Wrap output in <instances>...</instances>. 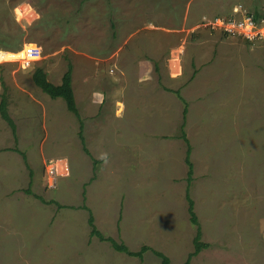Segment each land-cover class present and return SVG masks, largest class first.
I'll list each match as a JSON object with an SVG mask.
<instances>
[{
    "label": "rangeland",
    "instance_id": "rangeland-1",
    "mask_svg": "<svg viewBox=\"0 0 264 264\" xmlns=\"http://www.w3.org/2000/svg\"><path fill=\"white\" fill-rule=\"evenodd\" d=\"M235 6L264 0H0V39L42 50L30 69L0 66L17 135L0 117V264L161 263L90 237L83 205L105 238L183 264L197 227L182 124L208 245L190 264H264V41L208 26ZM68 63L89 155L32 80L41 68L59 85Z\"/></svg>",
    "mask_w": 264,
    "mask_h": 264
},
{
    "label": "trees",
    "instance_id": "trees-1",
    "mask_svg": "<svg viewBox=\"0 0 264 264\" xmlns=\"http://www.w3.org/2000/svg\"><path fill=\"white\" fill-rule=\"evenodd\" d=\"M83 3H84V1L79 2V4H78L79 8H80L81 4H83ZM255 11H257V10H255ZM114 26L115 25L112 24V22H111V29ZM13 46H14V44L11 45L10 42H7V39H0V49L11 50V51H17L19 49V48L18 49L15 48ZM32 80H33V83L35 84V86L38 87L43 93H45L51 99H58V98L62 99L65 103L67 110L70 113H72L79 120V128H80L79 129V140H80V143H81V146L83 149L82 151H84L85 154L89 155V151H87V149L85 147V141H84V137L82 135V130H83V124L82 123L83 122L80 118V114H79L77 106H76L75 96H74V92H73V88H72V64L68 63L67 70L64 73V75L62 76L61 83L59 85H54L51 82H49L47 80L46 73L41 68L35 69V71L32 75ZM176 94H177V92H176ZM183 103L185 105L184 109H183V114H182V118L184 121L186 118V114H187V105L184 101H183ZM7 105H8L7 104V98L5 96H3L1 101H0V117L6 123V125L10 128L11 134L14 138V141L17 142L16 125H15L13 119L11 118V116L8 112ZM183 129H184V125L182 124V126L180 128L179 138L181 140H183L185 145H186L185 146L186 152H185L184 163L188 168V171H187V187H186L187 189H186L185 199L187 202L189 221H190L191 225H194L197 227V232H196V235H195L194 240H193L194 249L190 253V255H188L186 261L183 263V264H190L191 259L194 256H197L200 252H202V250L207 249L208 245L201 241V233H200V229H199L200 225H199L197 216L194 212V202L189 197V194H188L189 193V185L192 181L193 165L190 161L191 147H189L190 144L188 142V139H187L186 134H185ZM13 150L18 152V150L15 148ZM22 157L24 160H26V157L24 154H22ZM83 198H84V194H83ZM81 209L88 211V214H89L87 222H88V225L90 228V237H97L98 240L101 242H108L114 251H116L118 253L126 254L130 257L138 258L139 260L143 259V255L145 252L151 251L156 257L160 258V260H161L160 264H170L169 259L165 255H163L160 252L152 250L148 246H142L139 251L131 252V251H129V249L124 244H122V243L118 244L112 238H105L95 227L94 218H93L92 214L90 213L89 209L85 205L81 206Z\"/></svg>",
    "mask_w": 264,
    "mask_h": 264
},
{
    "label": "built area",
    "instance_id": "built-area-1",
    "mask_svg": "<svg viewBox=\"0 0 264 264\" xmlns=\"http://www.w3.org/2000/svg\"><path fill=\"white\" fill-rule=\"evenodd\" d=\"M208 26L214 31L244 42L264 41V8L249 11L242 6H235L228 15L212 18ZM41 54V48L33 43L24 44L17 51L0 49V66L13 62L21 70H27L40 59Z\"/></svg>",
    "mask_w": 264,
    "mask_h": 264
}]
</instances>
